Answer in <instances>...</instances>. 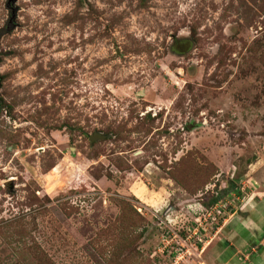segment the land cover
<instances>
[{"label": "rangeland", "instance_id": "obj_1", "mask_svg": "<svg viewBox=\"0 0 264 264\" xmlns=\"http://www.w3.org/2000/svg\"><path fill=\"white\" fill-rule=\"evenodd\" d=\"M261 188L264 0H0V264H169Z\"/></svg>", "mask_w": 264, "mask_h": 264}, {"label": "crops", "instance_id": "obj_2", "mask_svg": "<svg viewBox=\"0 0 264 264\" xmlns=\"http://www.w3.org/2000/svg\"><path fill=\"white\" fill-rule=\"evenodd\" d=\"M255 194L258 196H252ZM255 197L257 207L252 203ZM245 199L251 204L239 211L242 217L237 222L234 220L239 215L227 213L215 226V246H222L215 248V255L222 257V264H264V188L246 193Z\"/></svg>", "mask_w": 264, "mask_h": 264}, {"label": "built area", "instance_id": "obj_3", "mask_svg": "<svg viewBox=\"0 0 264 264\" xmlns=\"http://www.w3.org/2000/svg\"><path fill=\"white\" fill-rule=\"evenodd\" d=\"M220 203L221 201H218L208 208L203 206L188 220L184 217L177 221L176 218L155 216V225L158 229L156 246L158 254L169 264H206L200 258V254L208 242L207 236L215 232L218 222L216 216L219 213L215 209ZM221 213L224 214L225 211Z\"/></svg>", "mask_w": 264, "mask_h": 264}, {"label": "water", "instance_id": "obj_4", "mask_svg": "<svg viewBox=\"0 0 264 264\" xmlns=\"http://www.w3.org/2000/svg\"><path fill=\"white\" fill-rule=\"evenodd\" d=\"M9 1H14V0H9ZM95 138V136H90L89 140H93Z\"/></svg>", "mask_w": 264, "mask_h": 264}, {"label": "trees", "instance_id": "obj_5", "mask_svg": "<svg viewBox=\"0 0 264 264\" xmlns=\"http://www.w3.org/2000/svg\"><path fill=\"white\" fill-rule=\"evenodd\" d=\"M217 201H215V203H216Z\"/></svg>", "mask_w": 264, "mask_h": 264}]
</instances>
